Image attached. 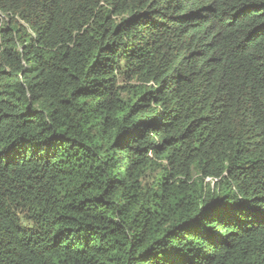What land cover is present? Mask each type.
<instances>
[{
	"label": "trees",
	"instance_id": "obj_1",
	"mask_svg": "<svg viewBox=\"0 0 264 264\" xmlns=\"http://www.w3.org/2000/svg\"><path fill=\"white\" fill-rule=\"evenodd\" d=\"M0 264H264V0H0Z\"/></svg>",
	"mask_w": 264,
	"mask_h": 264
},
{
	"label": "rangeland",
	"instance_id": "obj_2",
	"mask_svg": "<svg viewBox=\"0 0 264 264\" xmlns=\"http://www.w3.org/2000/svg\"><path fill=\"white\" fill-rule=\"evenodd\" d=\"M206 182H209L210 186L212 185L213 181L211 180H206Z\"/></svg>",
	"mask_w": 264,
	"mask_h": 264
}]
</instances>
